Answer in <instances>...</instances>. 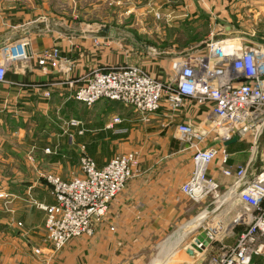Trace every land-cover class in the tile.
<instances>
[{
  "label": "crops",
  "instance_id": "obj_1",
  "mask_svg": "<svg viewBox=\"0 0 264 264\" xmlns=\"http://www.w3.org/2000/svg\"><path fill=\"white\" fill-rule=\"evenodd\" d=\"M173 2L174 6H171ZM210 2L215 3L214 0ZM198 3V0H0V62L5 45L16 43L19 46V43L24 40L27 42L24 45L25 56L7 65L5 80L0 82V120L4 118V122L1 120L4 124V150H0V154L2 158L4 156V163L10 167L17 166L18 160L22 161L31 151L37 159L38 166L36 165L37 167L33 169V179L24 181L17 178L9 186L10 190L20 197L14 201L16 216L25 226L31 228L34 236L42 233L44 214L43 211L34 208L28 211L23 209V200H27L25 199L27 189H31V195L36 201L52 204L54 199L48 195L45 184L38 175L39 170H45L42 169L45 167L62 171V167L66 166L61 163L58 155H47L46 157L43 150L50 147V143L63 139L61 120L65 121V115L67 119L73 118L80 123L66 131L65 139L73 142L74 133L78 134L82 131L81 135L85 136L88 132V128H84V124L88 123V110H93V116H96L100 110L99 101L90 107L77 102L72 96L74 88L68 86L66 78L74 79V87H76L85 80L93 66H108V64H111L110 66L138 65L161 80L167 78L172 67L170 61L184 55L191 48L204 54L206 52L205 43L211 33H205L199 40L191 41L190 46L186 47L180 40H175L172 42L169 55L154 59L155 57L149 55L146 49L137 48L135 40L134 42L126 41L123 38L124 32L119 29L133 27L137 19L140 21L147 13L154 14L157 11L162 15L176 11L183 16L197 18V5H200ZM230 3L231 11H233L235 8L232 1ZM216 8L218 10V7ZM39 13L45 14L44 19L48 21L42 22L40 18L34 21L29 19L32 16L30 14L38 15ZM76 13L80 18H84V21L79 22L80 24L76 23L80 28L74 30ZM131 16L134 18L133 21L126 20L125 17ZM104 27L108 28L107 35L100 36L99 30ZM223 28L228 30L231 27L226 24ZM215 29H218L217 26ZM114 30H116L115 33ZM96 36L103 38L102 44H106L103 49L112 46L115 52H110L108 49L90 51L89 41L92 37L97 38ZM119 36L126 41L124 43L126 53L118 50L121 42ZM54 46L60 49L62 57L69 56L74 60L75 69L71 74L62 72V66L58 67L57 63L49 62L44 66L38 63L42 53ZM166 78L164 80H167ZM100 102L107 105H123L111 100H100ZM121 111L123 114L120 115L115 111H110L102 128L107 131L113 130L110 135L124 137L129 140V143L131 142L128 146L130 148L124 149L123 152L136 148L141 153L144 151L146 159H150L148 160L149 165L129 180L124 190L111 204L110 220L117 223L115 233L105 229L98 230L94 234L97 238L96 246L88 244V239L91 238L82 239L81 246H77L73 243L78 237L74 238L69 241L68 246L58 251L57 256L52 257L54 260L59 257L52 263L45 255L40 258L31 257L28 247L22 243V240L18 237H9L10 228L6 220L8 215L4 214L6 215L4 227L1 225L0 228H4L5 243L4 247L0 246L2 250L0 264H73L74 253L78 251L82 255L81 264H92L90 260L93 261L96 258L98 262L100 258L106 262H115L114 253L111 255L109 248L111 243L117 242V245L121 243L117 240L118 237L126 241L131 238L136 244H144V241L153 248V244L158 242L163 234L169 230H174L173 232L176 233L181 225L187 222L189 224L184 229V233L176 239L177 255L172 263L205 264L210 255L234 243L236 235H232L233 227H236V232H234L238 233L243 226L240 227L231 222V216L227 215L231 209L230 205L225 212L224 223L218 228L215 226L216 221H213L212 225L206 223L205 226L191 223L192 219H186L182 215L184 208L178 204L179 197H186L180 191V186L188 177L192 167V148L176 138L175 125L190 123L201 126L209 114V107L200 106L194 100L185 99L177 110H171L167 103L163 102L156 112L149 115L148 121H143L131 107L127 106ZM114 116H118L120 121L112 126ZM69 130L73 135L68 134ZM158 135L160 141L163 142L161 146L166 148L162 155H155V149L151 146V140L156 139L157 141ZM75 137L84 141L83 137ZM215 141L211 139L208 144ZM262 141H264V135L259 140L258 149L264 147ZM42 144L46 147L42 148ZM249 145L248 139H236L226 144L230 154V165L246 164L252 160L254 154ZM71 149L73 148H69L67 154L69 158L76 156V152ZM118 153L121 152L115 154ZM255 156L257 164L259 159L257 155ZM107 157L102 163L97 162V165L99 167L105 165L110 159L109 156ZM184 157L187 159L186 169L178 171L179 163ZM57 162L61 165L55 164ZM21 171L22 168L17 167L12 172ZM208 175L218 181L222 189L233 182V178L221 174L216 162L210 165ZM206 217L205 215L204 218ZM124 223L127 224L126 227L121 226ZM207 231L212 234V239L207 237L208 244L206 246L203 244L199 256L192 258L185 252L186 247L192 244L195 237L205 235ZM154 239L156 242L153 241ZM95 255L97 257H94ZM170 263L167 261L165 264ZM116 264H120V257H116ZM250 264H264V250L261 254L255 255Z\"/></svg>",
  "mask_w": 264,
  "mask_h": 264
},
{
  "label": "built area",
  "instance_id": "obj_2",
  "mask_svg": "<svg viewBox=\"0 0 264 264\" xmlns=\"http://www.w3.org/2000/svg\"><path fill=\"white\" fill-rule=\"evenodd\" d=\"M159 16L157 12L156 17ZM26 43L24 40L19 46L10 43L3 47L0 82L5 80L7 65L25 56ZM204 49V54L191 49L174 58L172 76L167 80L153 78L136 66H120L107 72L93 70L76 89L74 99L85 105L101 99L119 101L133 108L143 121H148L163 102L171 110H177L185 99L209 107L201 126L175 125L176 138L192 148V167L180 191L196 202L210 194L218 196L221 186L208 175L214 162L223 176L233 178L222 196H226L231 207L235 198L240 199L235 206L242 205L246 213L239 216L235 225L245 226L236 233L232 245L210 255L205 264H250L264 250V148L258 149L264 131V46L241 37L211 34ZM56 56V49L44 51L39 63ZM113 121L120 119L114 117ZM245 136L251 139L254 157L246 164L232 166L225 142ZM211 139L216 141L208 144ZM135 156V152L118 154L103 167L82 156L81 175L70 180L46 176L54 199L44 207L45 227L52 243L59 247L88 234L93 224L103 219L110 202L132 177ZM205 234L212 239L210 231ZM199 246L203 248L202 244Z\"/></svg>",
  "mask_w": 264,
  "mask_h": 264
},
{
  "label": "rangeland",
  "instance_id": "obj_3",
  "mask_svg": "<svg viewBox=\"0 0 264 264\" xmlns=\"http://www.w3.org/2000/svg\"><path fill=\"white\" fill-rule=\"evenodd\" d=\"M198 1H199L198 4L200 5H197V8H198L196 10L198 13L197 18H194V17L191 18L186 15L183 16L182 14L176 13V11L168 12L163 15L160 12V16L156 17V13L158 12L157 11V12H154V14L147 13V15L142 16L140 21H138L137 19V22L136 24H134L133 27L132 26L126 27V28L122 27L119 30L124 32L125 36H123V38L126 41L131 40L134 42L135 40L137 48L146 49L149 55H153L155 57L154 59H158L160 57H165L169 55V53L171 52L170 48L172 46L173 41L180 40L183 43L182 45H185L186 47L187 45L191 43V41L199 40L207 32H209V34L210 33L214 35L219 34V35L233 38V39L241 37L243 40L247 42H251L253 44L264 46V0H231L235 8L234 10L232 9L233 11H231V3H230L231 1L230 0H214L215 3H211L210 0H198ZM171 6H174V2L173 4H171ZM216 7H218V10ZM77 14L78 13L74 15L76 16L75 17L76 20H74L75 18L73 19L75 23V25L73 26L74 30L77 28H80L79 25H77V24H80L79 22L84 21V18H80L79 15ZM30 15L32 16L29 19H33V21L39 18L41 19L42 22L48 21L44 19L45 14L39 13L38 15L37 14H30ZM125 18L126 20H130V21L134 20L133 16L125 17ZM226 24L230 26L231 28L228 30L224 29L223 26ZM135 25H137L138 27H136ZM215 26H217L218 29H215ZM115 32L116 30H114V33ZM96 37L97 38L92 37V39H90L89 41L90 43L88 45V49L90 51L94 50V52H97L98 50L103 51L105 49H108L110 50V52H115L114 50H112L113 49L112 46L111 47L109 46L103 49L104 45H106V44L104 45L102 44L101 40H103V38L100 39L101 37L99 38L98 36ZM120 37L122 36L118 37L121 41L120 46L118 47L119 48L118 50L126 53L125 44H124L126 43V41ZM54 49L57 50V56L54 59L46 60L43 64H40L38 60V63L43 66L49 62H51L52 64L57 63L58 67L62 66V69H61L62 72L64 73L70 72L71 74L72 71L75 69L74 60L70 58L69 56H65V58L62 57L60 55V49L55 46L46 51H53ZM171 64L172 62L170 61V65ZM110 65L111 64H108V66H101V65L93 66V68H91L89 73L87 74V77L85 78V80L81 84L77 85L76 87H74L75 86L74 79L66 78L67 80L66 83L68 84V86L74 88L72 92L73 98H74L76 89L86 81V79L89 77L90 73L93 70L107 72V71L116 69L120 66L121 67L122 66H136V67L141 68L145 73L149 74L153 78L159 79L151 75L146 70H144L141 66H138V65H127V64L126 65L125 64L114 65V66H110ZM171 76H172V67H171V71L168 74L167 78L166 77L165 78L169 79ZM101 100H109V99H101ZM97 101H99L98 105L100 106V110L96 116L92 115L93 110L91 109L88 110V114H89L87 118L88 123H86V125L84 124V128L86 129L88 128V132L85 134V136L81 135L83 134L82 131L78 132V134L80 135L76 133H74L73 135L70 133V130H69L68 134L70 136L73 135L74 137L73 142L67 141L65 139L67 137L66 131L68 129H71L72 126H78L80 124L77 122L76 119H73V118L67 119L65 115L64 117L65 121L61 120V123L63 125V132H64L63 139H59L57 142L50 143L49 145H51L53 149L50 148L51 146L48 148H45L46 146L44 147V144H42V148H45L43 151L46 157L47 155L48 156L58 155L61 160V163L66 165L62 167V171L56 170L55 168L47 169L45 167L42 168L45 170H41V169L39 170L40 172L38 173V175L40 176L43 183L45 184L47 193L51 198H53V195L51 193L52 188H51L50 183L47 181L46 176L51 174V175H57L63 180H70L76 176L81 175L82 172H81V167H80V161H81L82 156H87L91 158L94 161L95 165L99 167L97 165V162L98 164L102 163V161L105 160L107 156H109L110 159L106 162V164L118 154H122L125 152H133V153L135 152L136 162L132 167V177H134L135 174L138 173V171L143 170L144 167H147L149 165L148 160L150 158L146 159L144 151L141 153V151H138V149L135 148L132 150L127 149L128 151L123 152L124 149L130 148L128 146L131 145V142L129 143V140H127L124 137L120 138L114 135H110L111 134L110 132H112L113 130L107 131L102 128L103 122L106 120L107 116L111 113L110 111H115L119 113L120 115V114H123V111L121 110L123 108H127L128 105L123 104V103H122L123 105H119V104L107 105V104H104L103 102H100V100H97ZM111 101H115V100H111ZM93 104H90L87 106L90 107ZM114 107H116V109ZM1 120H3L4 122V118H2ZM1 120H0V150H4V124L3 122H1ZM72 120L75 121V123H72ZM114 124L116 123L112 119L111 125L113 126ZM99 128L101 129L99 130ZM143 135L144 133L142 134V136ZM159 135H158L157 141L156 139L151 140V146H152V149H155L154 151L155 155H158V154L162 155L163 150L166 151V148L161 146L163 142L160 141ZM263 135H264V131L262 132L261 137ZM75 136L83 137L84 141H80L79 138H76ZM242 139L251 140L247 136L243 137ZM142 142L144 143V140ZM262 142L264 143V141ZM138 143H141V142H138ZM69 148H73L71 149V151L76 152L75 157L73 158L67 157ZM145 148H147V146ZM263 148L261 147V149ZM157 149H159V151H157ZM116 152H121V153L115 154ZM3 158H2V154H0V226L2 225L4 227V217L6 218V215L4 214H7L8 215L6 218L7 225L10 228L9 237L10 238L18 237L20 240H22V243H24L28 247L31 257L40 258L45 255L47 259L50 258L49 260L52 263H54L55 260L58 259L59 257L55 258V260L52 257L57 256L58 251H60L62 247H65L66 245L68 246L70 242L69 243L67 242L63 244L62 246L58 247L50 241L47 231H46V227H45L46 211L44 209V207L49 204H43V203L36 201L31 195V189L30 190L27 189V193L25 195L26 197L25 199L27 200L25 201L23 200L24 202L23 209L28 211L31 208H34V209L43 211V214H44L42 233L37 234V236H34L32 234L33 231L31 230V228L25 226V224L17 218L16 209L14 208V201L16 199H19L20 197L14 194L10 190V187H9L11 183L14 182L17 178H21L24 181L33 179L34 177L33 169L38 166L37 159L33 156V151H31L27 153V155L25 156V158L22 159V161L20 159L18 160L17 166L10 167L4 163ZM186 163H187V159L184 157V159H182L181 162L179 163L178 171L184 170V168L186 169ZM55 164H59V163L57 162ZM17 167L22 168V171L19 173L12 172L13 169H17ZM129 180L127 181V183L129 182ZM126 185L124 186V188L126 187ZM124 188L121 190V192L124 190ZM223 192H224V189L221 188L219 190L218 196H214L210 194L209 196H207L206 198L198 202L193 201L187 197H179L180 199L178 201L179 202L178 204L184 208L182 215H184L186 219H189V220L192 219L191 223L194 222L196 223L197 226H205L206 223L208 224L211 223L212 225L214 224L213 221H216L215 226L220 228V224L224 223L223 221L225 219V212L229 206L228 199L226 198V196H222ZM118 195L110 202L109 209L107 213L105 214V216L103 217V219L93 224L91 231L88 234L78 237L74 241L73 244L77 246H81L82 239L91 238V239H88L89 240L88 244L91 246H96L97 238L94 237V234L98 230L105 229L108 232L115 233L117 223H113L110 220V207H111L112 202L118 197ZM231 205L232 207L228 211L227 215L231 216V219H232L231 222L235 224L239 216L246 213V211L244 210L242 205L235 206V203H231ZM190 215H193V216H190ZM205 215H207L206 218H204ZM198 219L199 221H197ZM184 221H188V220H184ZM188 224H189L188 222L182 224L180 227V230H178L176 233L173 232L174 230H169V232L162 235L161 239L158 242H156V239H154L153 241L156 243L153 244L152 246L153 248H151L149 244H145L146 242L144 241H143L144 244H136L134 240H132L131 238L128 241H126V239L122 237H118L117 240L120 241L121 243L119 245H117V242L111 243L112 245L109 248V251H111V255L114 253L115 262H111V261L106 262L102 260L101 258L98 262V259L96 258L93 261L90 260V263L92 264H116V257H120V264H165L167 261L168 262L170 261L172 263L175 261L173 259L176 258L175 256L177 255L176 248L178 247L175 246L176 239L179 236H181L182 233H184L183 231L184 229L187 228ZM121 226L126 227L127 224L124 223ZM238 226L244 227L245 225H238ZM217 227H216V230H218ZM235 229L236 227H233L232 235H236ZM200 238L203 241L204 246H206L208 244V240L205 237V235L202 234ZM4 243H5L4 228L3 229L0 228V246L4 247ZM9 244H11V242H9ZM0 254H2V250H0ZM81 257L82 255L80 254L79 251L74 253L73 264H81L80 262ZM94 257H97V255H95ZM148 258L150 259L148 260ZM172 264H177V263H172Z\"/></svg>",
  "mask_w": 264,
  "mask_h": 264
},
{
  "label": "water",
  "instance_id": "obj_4",
  "mask_svg": "<svg viewBox=\"0 0 264 264\" xmlns=\"http://www.w3.org/2000/svg\"><path fill=\"white\" fill-rule=\"evenodd\" d=\"M107 31H108V28H106V27H104V28H101L100 29V36H106L107 35ZM236 140V138L235 137H233L232 139H230L229 141H227V142H225V144H229L230 142H233V141H235ZM241 201H240V199L239 198H235L234 200H233V203H240ZM208 215V214H207ZM206 215V216H207ZM205 236H206V234H205ZM206 238H207V236H206ZM208 240V239H207ZM199 244H202L203 245V241L201 240V238L200 237H195L194 238V240H193V242H192V244H190L189 246H187L186 247V249H185V252L189 255V256H191L192 258H197L198 256H199V253H200V251L202 250L201 248H200V246H199Z\"/></svg>",
  "mask_w": 264,
  "mask_h": 264
}]
</instances>
